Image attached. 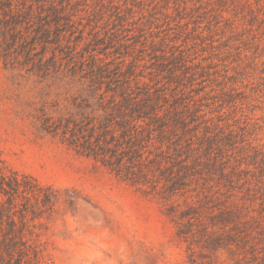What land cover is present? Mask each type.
<instances>
[{"label":"rangeland","instance_id":"obj_1","mask_svg":"<svg viewBox=\"0 0 264 264\" xmlns=\"http://www.w3.org/2000/svg\"><path fill=\"white\" fill-rule=\"evenodd\" d=\"M57 1L59 43L0 28V174L52 191L33 222L47 264H264V0ZM180 50L202 78L168 82ZM152 79L169 102L141 122L140 169L67 145L66 120L98 112L95 89Z\"/></svg>","mask_w":264,"mask_h":264},{"label":"trees","instance_id":"obj_2","mask_svg":"<svg viewBox=\"0 0 264 264\" xmlns=\"http://www.w3.org/2000/svg\"><path fill=\"white\" fill-rule=\"evenodd\" d=\"M69 4L71 2L68 0L66 6ZM245 6L250 8L251 2L247 1ZM211 10L215 16H222V10L213 7ZM63 13L65 7L57 0H36L35 7L25 1L19 3L18 0H0L2 39L6 42L10 40L19 43L33 36L34 40L44 37V42L49 43V35H52L56 43L57 41L59 43L61 20H68L63 17ZM29 29L33 32L32 36ZM198 29L199 26L196 30ZM177 56L179 59L173 57L174 64L167 68L169 83L180 77L189 82L203 77L197 71L186 72L190 67L186 65L187 56L184 52L180 50ZM37 66L41 67V64ZM159 72L162 73L163 70ZM99 77H91L90 82L96 80L102 84ZM153 81L154 79L148 80V83L135 82L136 85H142L140 90L136 87L139 90L137 92L129 83L117 88L107 85L103 90L101 86L95 89L98 92V112L82 113L80 120L74 118L66 120L67 124L63 126L62 133L67 145L103 164L114 165L115 171L134 167L140 169L141 153L137 142L141 138L139 135V129L143 128L141 122L145 123L144 119L151 121L156 119L158 123L160 103L169 102L166 93L157 94L158 90H155L156 94H153L150 85ZM176 88L183 94L180 86ZM226 93L222 87L216 96L224 101L223 95ZM171 97L174 99L176 96ZM196 103L197 100L188 98L178 104L181 106V113H188L192 122L198 119L197 115H192L191 110L193 107L195 109L193 112H198ZM176 111L177 107L173 108L172 113ZM204 113L211 115L209 110ZM179 119L181 124L187 122L184 115ZM54 130L58 131L59 128L56 127ZM50 194L52 191L40 187L26 176H20L15 172H9L8 175L0 174V264H47L43 246L33 231L35 227L33 222L42 214L51 211L54 204L50 201Z\"/></svg>","mask_w":264,"mask_h":264}]
</instances>
